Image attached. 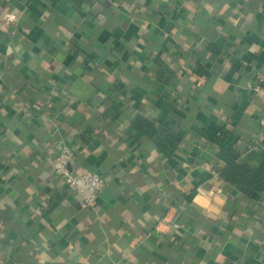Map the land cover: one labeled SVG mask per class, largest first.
<instances>
[{"label": "crops", "instance_id": "obj_1", "mask_svg": "<svg viewBox=\"0 0 264 264\" xmlns=\"http://www.w3.org/2000/svg\"><path fill=\"white\" fill-rule=\"evenodd\" d=\"M260 72L264 0H0V264H264V197L216 143L264 162ZM64 145L106 180L94 207L53 173Z\"/></svg>", "mask_w": 264, "mask_h": 264}, {"label": "trees", "instance_id": "obj_2", "mask_svg": "<svg viewBox=\"0 0 264 264\" xmlns=\"http://www.w3.org/2000/svg\"><path fill=\"white\" fill-rule=\"evenodd\" d=\"M264 98V97H263ZM178 105L180 101L178 100ZM140 122V118L138 120ZM160 148L164 145L176 148L179 140L177 134L166 126L158 128L150 133ZM239 137L227 127H222L220 134L216 138V143L220 147V156L225 160V164H218L217 170L220 177L226 181L236 184L242 192L248 197H264V162L259 166L244 163L240 159ZM242 143L244 140L241 138ZM241 144V143H240ZM248 144L247 142L245 143ZM251 142L247 146H251Z\"/></svg>", "mask_w": 264, "mask_h": 264}, {"label": "built area", "instance_id": "obj_3", "mask_svg": "<svg viewBox=\"0 0 264 264\" xmlns=\"http://www.w3.org/2000/svg\"><path fill=\"white\" fill-rule=\"evenodd\" d=\"M14 20H16L14 13H5L3 17L5 23ZM253 89L264 97V73H258L257 83L253 86ZM259 123L258 138L252 144V150L258 149L261 141L264 140V115L260 118ZM74 156V151L71 147L64 145L62 150L51 161L53 173L55 176L60 177L69 188L80 195L84 206L94 207L97 204L99 194L106 185V180L96 171L79 173L72 169L71 164L74 161Z\"/></svg>", "mask_w": 264, "mask_h": 264}, {"label": "clouds", "instance_id": "obj_4", "mask_svg": "<svg viewBox=\"0 0 264 264\" xmlns=\"http://www.w3.org/2000/svg\"><path fill=\"white\" fill-rule=\"evenodd\" d=\"M10 19H12V17H10Z\"/></svg>", "mask_w": 264, "mask_h": 264}]
</instances>
